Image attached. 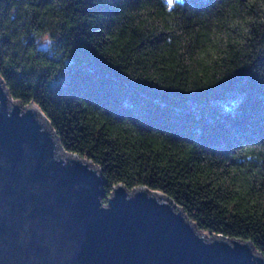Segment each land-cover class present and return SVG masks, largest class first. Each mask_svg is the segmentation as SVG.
Returning <instances> with one entry per match:
<instances>
[{"label":"trees","instance_id":"trees-1","mask_svg":"<svg viewBox=\"0 0 264 264\" xmlns=\"http://www.w3.org/2000/svg\"><path fill=\"white\" fill-rule=\"evenodd\" d=\"M0 76L101 169L104 202L161 191L264 257V0H0Z\"/></svg>","mask_w":264,"mask_h":264},{"label":"water","instance_id":"water-1","mask_svg":"<svg viewBox=\"0 0 264 264\" xmlns=\"http://www.w3.org/2000/svg\"><path fill=\"white\" fill-rule=\"evenodd\" d=\"M30 104L0 76V264H264L251 241L208 237L161 191L119 184L104 202L101 169Z\"/></svg>","mask_w":264,"mask_h":264},{"label":"clouds","instance_id":"clouds-1","mask_svg":"<svg viewBox=\"0 0 264 264\" xmlns=\"http://www.w3.org/2000/svg\"><path fill=\"white\" fill-rule=\"evenodd\" d=\"M164 3L168 11L171 12L173 7H176L177 5H182L184 3V0H164Z\"/></svg>","mask_w":264,"mask_h":264},{"label":"rangeland","instance_id":"rangeland-1","mask_svg":"<svg viewBox=\"0 0 264 264\" xmlns=\"http://www.w3.org/2000/svg\"><path fill=\"white\" fill-rule=\"evenodd\" d=\"M44 44H47V42H46L45 39H43V40H41V41L39 42V45H40V46H43ZM109 196H110V195H109ZM208 237H210V236L208 235Z\"/></svg>","mask_w":264,"mask_h":264},{"label":"bare ground","instance_id":"bare-ground-1","mask_svg":"<svg viewBox=\"0 0 264 264\" xmlns=\"http://www.w3.org/2000/svg\"><path fill=\"white\" fill-rule=\"evenodd\" d=\"M30 105H32V106H34V107H36V105H34V104H30ZM37 108V107H36Z\"/></svg>","mask_w":264,"mask_h":264}]
</instances>
